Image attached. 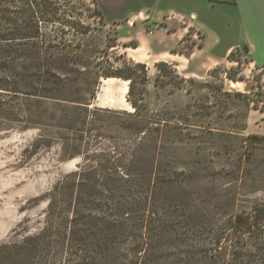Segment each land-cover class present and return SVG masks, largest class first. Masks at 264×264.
<instances>
[{"label": "rangeland", "instance_id": "374dc122", "mask_svg": "<svg viewBox=\"0 0 264 264\" xmlns=\"http://www.w3.org/2000/svg\"><path fill=\"white\" fill-rule=\"evenodd\" d=\"M44 6L39 30H7L27 40L33 36L36 46L25 41L26 50L18 51L33 56L19 59L28 64L19 65V73L30 71L20 92L0 90V246L42 230L45 196L54 184L77 170L102 171L107 160L111 167L116 159L123 163L106 173L154 176L144 194L154 187L160 201L181 205L194 199L212 224L264 202V67L252 63L245 49L235 55L241 63H208L197 49L200 35L189 33L171 50L187 57L178 55L177 66L176 55L161 59L154 52L152 40L168 38L151 33L160 26L112 21L99 0H46ZM54 69L63 86L50 76ZM124 95L130 104L121 103ZM138 147L137 155L130 154ZM158 177L166 179L162 186ZM149 220L144 231L152 227L158 241L164 219ZM166 232L170 243L174 233ZM90 244L91 238L74 242L76 260Z\"/></svg>", "mask_w": 264, "mask_h": 264}, {"label": "trees", "instance_id": "16d2710c", "mask_svg": "<svg viewBox=\"0 0 264 264\" xmlns=\"http://www.w3.org/2000/svg\"><path fill=\"white\" fill-rule=\"evenodd\" d=\"M45 3L46 0H0V90L20 92L18 85L21 79L29 80L30 71L28 67L27 75L19 73V65H28L20 63L19 59L33 56L18 51L26 50L27 45L36 46L33 36L27 40V37L8 34L7 30L32 31L34 27L39 30L46 14ZM101 18L105 20L103 13ZM25 41L32 42L25 45ZM109 45L115 46L116 42H109ZM246 50L249 51V46ZM238 51L241 49L233 50L228 58L241 63L235 56ZM138 65L144 67V64ZM48 71L52 78H57L59 86L64 85L55 69ZM115 75L130 79L133 73H107L106 77ZM236 95L242 94L237 91ZM76 109L82 110L79 105ZM79 116L76 113L72 122L77 124ZM61 118L62 121L66 119L65 116ZM257 137L249 136L250 139ZM140 150L138 147L130 154L135 156ZM134 162L136 160H132ZM122 163L116 159L111 167L107 160L103 172L97 168L77 170L54 184L45 196L48 205L42 230L24 235L20 242L2 244L0 264H51L56 258H60V264H164L163 257L170 259L169 264H264V202L212 224L206 211L194 199L181 205L175 200L160 201L154 187L144 194L147 188L143 186L153 185L152 175L139 179L130 173L127 177L106 173L115 166L121 167ZM72 176L74 178L69 181ZM158 179L159 186L166 182L165 177ZM155 191L156 198L152 195ZM159 217L164 219L163 223L159 222L164 233L157 241L158 234L153 228L147 233L144 228L148 230V220L152 222ZM166 231L174 233L175 241L169 243L170 235L163 237ZM87 238H91L88 253L81 261L76 260L74 242L84 245ZM166 244L174 250L165 247Z\"/></svg>", "mask_w": 264, "mask_h": 264}, {"label": "crops", "instance_id": "0c3cea01", "mask_svg": "<svg viewBox=\"0 0 264 264\" xmlns=\"http://www.w3.org/2000/svg\"><path fill=\"white\" fill-rule=\"evenodd\" d=\"M99 5L112 21L128 20L133 27L146 23L160 26L151 33L168 38L162 43L152 40L157 42L154 52L161 59L176 55L172 61L177 66L182 63L179 56L187 57L171 50L191 33L200 35L197 49L208 63L224 61L233 50L249 46L246 52L253 58L251 62L264 67V0H99Z\"/></svg>", "mask_w": 264, "mask_h": 264}, {"label": "bare ground", "instance_id": "6f19581e", "mask_svg": "<svg viewBox=\"0 0 264 264\" xmlns=\"http://www.w3.org/2000/svg\"><path fill=\"white\" fill-rule=\"evenodd\" d=\"M136 49V48H135ZM113 79H116L115 77ZM120 79V78H119ZM124 82L127 83V86H126V90L125 92L127 93L128 92V89H129V81L126 80V79H123ZM238 82H235V81H232V86H236ZM122 101L125 103V104H130V102L128 101V99L126 98V95L123 96L122 98Z\"/></svg>", "mask_w": 264, "mask_h": 264}]
</instances>
